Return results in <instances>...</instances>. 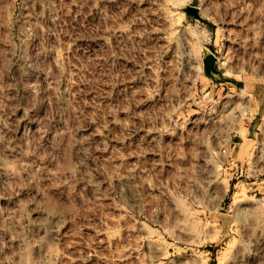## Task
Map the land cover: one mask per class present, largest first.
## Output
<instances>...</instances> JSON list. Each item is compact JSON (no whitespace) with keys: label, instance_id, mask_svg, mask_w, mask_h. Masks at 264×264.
Here are the masks:
<instances>
[{"label":"rangeland","instance_id":"obj_1","mask_svg":"<svg viewBox=\"0 0 264 264\" xmlns=\"http://www.w3.org/2000/svg\"><path fill=\"white\" fill-rule=\"evenodd\" d=\"M0 264H264V0H0Z\"/></svg>","mask_w":264,"mask_h":264},{"label":"built area","instance_id":"obj_2","mask_svg":"<svg viewBox=\"0 0 264 264\" xmlns=\"http://www.w3.org/2000/svg\"><path fill=\"white\" fill-rule=\"evenodd\" d=\"M230 141H231V140H230ZM230 141H229V144H228V148H229V149H230L229 146H231V145H230ZM225 152H226V149L223 150V153H225Z\"/></svg>","mask_w":264,"mask_h":264}]
</instances>
